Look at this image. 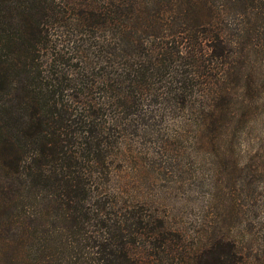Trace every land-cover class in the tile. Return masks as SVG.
Instances as JSON below:
<instances>
[{
    "label": "trees",
    "instance_id": "trees-1",
    "mask_svg": "<svg viewBox=\"0 0 264 264\" xmlns=\"http://www.w3.org/2000/svg\"><path fill=\"white\" fill-rule=\"evenodd\" d=\"M263 97L264 0H0V264H255L110 182L130 129Z\"/></svg>",
    "mask_w": 264,
    "mask_h": 264
},
{
    "label": "rangeland",
    "instance_id": "rangeland-1",
    "mask_svg": "<svg viewBox=\"0 0 264 264\" xmlns=\"http://www.w3.org/2000/svg\"><path fill=\"white\" fill-rule=\"evenodd\" d=\"M262 99L236 121L233 114L210 118L205 129L183 115L167 118L161 129H130L111 185L123 200L144 204L189 233L231 229L255 264H264Z\"/></svg>",
    "mask_w": 264,
    "mask_h": 264
}]
</instances>
